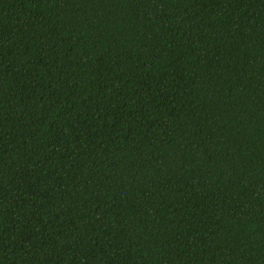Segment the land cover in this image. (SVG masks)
<instances>
[{
  "label": "trees",
  "instance_id": "obj_1",
  "mask_svg": "<svg viewBox=\"0 0 264 264\" xmlns=\"http://www.w3.org/2000/svg\"><path fill=\"white\" fill-rule=\"evenodd\" d=\"M0 264H264V0H0Z\"/></svg>",
  "mask_w": 264,
  "mask_h": 264
}]
</instances>
